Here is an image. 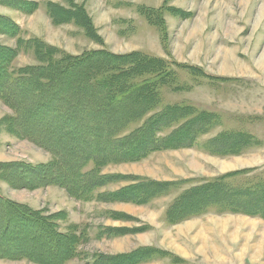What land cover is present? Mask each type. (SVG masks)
Here are the masks:
<instances>
[{
	"label": "rangeland",
	"instance_id": "rangeland-1",
	"mask_svg": "<svg viewBox=\"0 0 264 264\" xmlns=\"http://www.w3.org/2000/svg\"><path fill=\"white\" fill-rule=\"evenodd\" d=\"M31 1L39 5L32 15L0 4V15L14 21L26 39L38 38L73 56L105 49L118 55L141 52L161 58L175 75L173 85L161 90L162 108L186 105L199 112H209L217 119L216 125L200 137L193 149L154 152L138 162L105 167L103 174L121 175L126 180L123 178L120 183L110 184L95 193L114 195L137 183V179L179 183L176 193L163 195L146 205L121 201L83 202L56 186L13 189L0 181V194L4 198L41 211L45 217L59 213L63 217L55 221L58 231L81 236L75 249L63 242L57 249L47 241L45 234L35 239L37 229L31 232L27 225L16 220L7 225L6 231L0 232V264H100V257L128 255L147 247L169 255L137 264H264L263 214L251 216L242 210L240 213L215 210L190 219H194L190 225L186 223L188 220L175 226L165 220L168 208L181 194L205 181L250 170L241 187L250 182L253 185L264 182V0H167V3L166 0H75L86 7L102 45L91 41L74 25L52 24L47 4L66 7L64 0ZM142 6L167 7L180 12L175 16L174 12L164 11V41L159 33L162 31L139 13ZM0 42L15 46V40L4 35H0ZM34 64L33 55L23 53L14 66ZM190 68L200 69L203 76L192 75ZM83 90V85L71 86L65 94L72 96ZM132 109L136 106H124L101 118L109 123L114 117L123 118ZM41 112L42 115L47 113ZM12 113L0 102V122ZM137 126H131L128 132ZM223 133L249 134L253 144L240 156L209 155L208 143ZM42 134L38 132V138H42ZM53 139L63 146L83 149V143L89 142L91 137L82 135L77 141ZM51 159L50 153L8 133L0 125V163L38 166ZM244 179L238 177L229 183L236 185ZM240 205L244 206L245 201ZM0 224L5 226L4 221ZM110 230H124V234L114 236ZM181 234L187 238L183 239ZM111 263L117 264L105 262Z\"/></svg>",
	"mask_w": 264,
	"mask_h": 264
},
{
	"label": "trees",
	"instance_id": "trees-1",
	"mask_svg": "<svg viewBox=\"0 0 264 264\" xmlns=\"http://www.w3.org/2000/svg\"><path fill=\"white\" fill-rule=\"evenodd\" d=\"M64 1L68 6L48 3L52 23L57 26L73 24L91 41L102 45L86 8L75 0ZM0 4L25 14H32L39 6L36 2L23 0H0ZM165 10L174 12L175 16L180 13L167 7L139 8L145 21L162 31L159 32L162 37L166 28ZM0 35L15 40L12 47L0 42V102L13 111L12 115L1 120L0 125L8 133L34 143L52 157L48 163L38 166L0 163V181L13 189L36 190L56 186L83 202L121 201L146 205L163 195L176 193L178 182L148 179H135L137 183L114 195L95 193L110 184L120 183L124 178L103 174L108 165L138 162L154 152L195 147L200 137L216 125L217 116L199 112L191 106L162 108L161 90L171 87L175 80L165 60L141 52L118 55L105 49L73 56L38 38L26 39L21 28L2 15ZM23 53H31L36 64L16 68L14 63ZM190 69L192 75L203 73L198 68ZM78 85H83L85 90L72 96L65 94L71 86ZM128 105H134L136 109L128 111L123 118L114 117L109 123L102 120L105 113ZM42 110L47 113L42 115ZM135 124L137 128L128 132ZM56 131L61 133L56 134ZM38 132L43 133L42 138H38ZM82 135L91 137L89 142L83 143V149L63 146L59 140L53 139L61 137L77 141ZM252 144L253 138L249 134L223 133L210 140L205 149L219 157L240 156ZM248 172L250 170L222 175L185 191L170 205L165 220L174 225L215 210L219 213H240L242 210L246 215H264V182L254 185L250 182L241 187ZM238 177L244 181L237 180L236 185L229 183ZM243 201L245 205L241 206ZM60 217L63 215L59 213L45 217L41 211H34L0 194V222H5L4 227L0 224V232L18 220L31 232L37 229L35 239L45 234L47 241L57 249L62 242L75 249L81 236L74 232L60 233L55 222ZM112 232L114 236L124 234V230ZM168 255L147 247L128 255L100 257L99 262L137 264Z\"/></svg>",
	"mask_w": 264,
	"mask_h": 264
},
{
	"label": "crops",
	"instance_id": "crops-1",
	"mask_svg": "<svg viewBox=\"0 0 264 264\" xmlns=\"http://www.w3.org/2000/svg\"><path fill=\"white\" fill-rule=\"evenodd\" d=\"M23 1H25V0H23ZM31 1V0H30ZM29 1V2H30ZM31 2H33V1H31ZM50 3V2H49ZM48 5V4H47ZM82 5V4H81ZM84 6V5H83ZM85 7V6H84ZM10 8V7H9ZM86 8V7H85ZM10 9H12V10H14V11H17L16 9H13V8H10ZM38 9H39V7H38ZM38 9L36 10V11H38ZM48 9V8H47ZM87 10V9H86ZM35 11V12H36ZM88 12V11H87ZM89 13V12H88ZM34 14V13H33ZM28 15H32V14H28ZM90 15V14H89ZM49 16V15H48ZM91 17V16H90ZM93 20V19H92ZM52 22V21H51ZM53 24V23H52ZM65 25H73V24H65ZM54 26H56L55 24H54ZM60 26H62V25H60ZM75 26V25H74ZM76 27V26H75ZM189 149H193V148H189ZM209 155H211V154H209ZM195 220H198V219H195ZM192 221H194V219L193 220H188L186 223H188V225H190L189 223H191ZM185 223V222H184ZM182 224H180V226H181ZM175 226V225H174ZM176 226H178L179 227V225H176ZM181 236L183 237V239H185V238H187L186 236H184V234H181ZM152 248H154V247H152Z\"/></svg>",
	"mask_w": 264,
	"mask_h": 264
}]
</instances>
